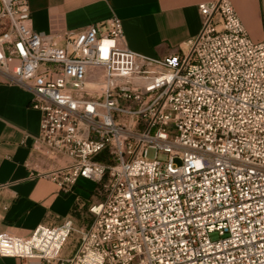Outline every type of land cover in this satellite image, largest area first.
I'll list each match as a JSON object with an SVG mask.
<instances>
[{
  "label": "built area",
  "instance_id": "2783aa9c",
  "mask_svg": "<svg viewBox=\"0 0 264 264\" xmlns=\"http://www.w3.org/2000/svg\"><path fill=\"white\" fill-rule=\"evenodd\" d=\"M199 11L188 49L154 59L128 48L116 17L59 45L33 29L28 0H0L3 82L30 91L42 113L37 156L69 160L32 178L65 192L88 180L103 194L89 228L67 219L1 233L0 258L264 264V40L249 37L229 0Z\"/></svg>",
  "mask_w": 264,
  "mask_h": 264
},
{
  "label": "crops",
  "instance_id": "0c3cea01",
  "mask_svg": "<svg viewBox=\"0 0 264 264\" xmlns=\"http://www.w3.org/2000/svg\"><path fill=\"white\" fill-rule=\"evenodd\" d=\"M217 0H28L33 29L62 45L68 32L92 24L121 20L128 48L142 56L163 59L186 51L202 29L199 5ZM255 42L264 40V0H229ZM2 28L0 29V31ZM0 234L28 236L39 226H58L71 219L89 228V208L102 201L99 186L79 180L70 192L45 178H32L61 164L41 159L33 151L42 113L32 108L27 89L3 82L0 74ZM0 264H23L0 258ZM29 264H43L32 260Z\"/></svg>",
  "mask_w": 264,
  "mask_h": 264
},
{
  "label": "rangeland",
  "instance_id": "374dc122",
  "mask_svg": "<svg viewBox=\"0 0 264 264\" xmlns=\"http://www.w3.org/2000/svg\"><path fill=\"white\" fill-rule=\"evenodd\" d=\"M3 26V22H0V29ZM89 78H92L89 76ZM103 199V198H102ZM210 238L212 241H218L221 239V237L219 236L218 233H213L212 235H210ZM76 237L75 236H70L69 239L67 240L63 251H62V255L65 257H72L76 248H77V242H76Z\"/></svg>",
  "mask_w": 264,
  "mask_h": 264
}]
</instances>
